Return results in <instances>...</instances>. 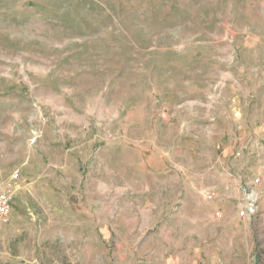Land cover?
Segmentation results:
<instances>
[{
    "label": "rangeland",
    "instance_id": "rangeland-1",
    "mask_svg": "<svg viewBox=\"0 0 264 264\" xmlns=\"http://www.w3.org/2000/svg\"><path fill=\"white\" fill-rule=\"evenodd\" d=\"M0 183V264H264V0H0Z\"/></svg>",
    "mask_w": 264,
    "mask_h": 264
},
{
    "label": "built area",
    "instance_id": "built-area-1",
    "mask_svg": "<svg viewBox=\"0 0 264 264\" xmlns=\"http://www.w3.org/2000/svg\"><path fill=\"white\" fill-rule=\"evenodd\" d=\"M256 183H258L257 179L252 180V182H249L248 184L245 183L244 188L248 189L250 186H254ZM247 193L248 192L244 194L246 195V202H244L243 209L239 211V217L241 218L248 217L253 213V203H251L249 200L252 198V196ZM13 198L14 193L12 189L9 186H5L4 184L0 183V220H5L10 216Z\"/></svg>",
    "mask_w": 264,
    "mask_h": 264
}]
</instances>
